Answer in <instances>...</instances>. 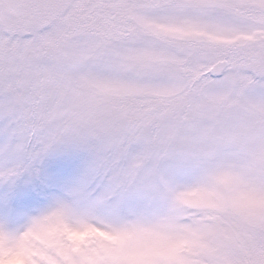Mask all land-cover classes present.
Masks as SVG:
<instances>
[{
	"label": "snow or ice",
	"instance_id": "snow-or-ice-1",
	"mask_svg": "<svg viewBox=\"0 0 264 264\" xmlns=\"http://www.w3.org/2000/svg\"><path fill=\"white\" fill-rule=\"evenodd\" d=\"M264 264V0H0V264Z\"/></svg>",
	"mask_w": 264,
	"mask_h": 264
},
{
	"label": "clouds",
	"instance_id": "clouds-1",
	"mask_svg": "<svg viewBox=\"0 0 264 264\" xmlns=\"http://www.w3.org/2000/svg\"><path fill=\"white\" fill-rule=\"evenodd\" d=\"M7 264H21L20 260L18 259H12L7 262Z\"/></svg>",
	"mask_w": 264,
	"mask_h": 264
}]
</instances>
